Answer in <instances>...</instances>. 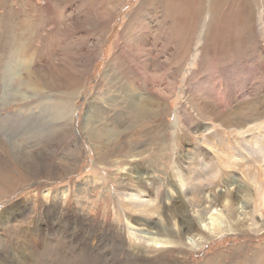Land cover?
I'll use <instances>...</instances> for the list:
<instances>
[{"label": "rangeland", "instance_id": "1", "mask_svg": "<svg viewBox=\"0 0 264 264\" xmlns=\"http://www.w3.org/2000/svg\"><path fill=\"white\" fill-rule=\"evenodd\" d=\"M125 96L131 109L139 100L152 102L138 127L124 118ZM91 103L101 109L97 131L113 129L117 138L103 157L80 127ZM120 127L126 137L115 133ZM230 129L241 133L240 141ZM263 131L264 0H0V264H264V219L253 211L263 191ZM130 150L143 152L138 162L154 182L165 187L176 163L191 169L196 192L210 198L224 192L230 175L259 176L258 190L251 191L257 200L245 208L258 224L245 220L240 231L159 248L146 242L151 251L137 254L117 194L125 177L113 166L128 167ZM222 151L239 158L222 165ZM29 152L44 164L31 166ZM205 162L206 173L197 169ZM61 189L67 211L58 209ZM173 196H167L168 212L179 223L181 209L172 205L181 202ZM51 206L62 225L57 229L54 220L45 252L25 256V236L40 229L45 236L37 239L44 240V228L52 226ZM211 208L205 205L204 217ZM219 214H213L215 225L226 229L230 219Z\"/></svg>", "mask_w": 264, "mask_h": 264}, {"label": "bare ground", "instance_id": "2", "mask_svg": "<svg viewBox=\"0 0 264 264\" xmlns=\"http://www.w3.org/2000/svg\"><path fill=\"white\" fill-rule=\"evenodd\" d=\"M110 69H112V71H111L112 73H115V71H116L115 67L112 66ZM100 82L102 83V81H99V84H100ZM123 89H121V90H123ZM125 89L127 91L128 90L132 91L130 89V87H126ZM130 96H131V98H133L132 101H134L136 99V98L132 97L131 94H130ZM112 100H114V99H112ZM129 100H131V99H129ZM129 100L127 99V97L125 99L123 98V100H122V104L124 106H126L125 109L128 108V106H127L128 103H126V102H128ZM151 103L152 102H146V101L142 103L139 100L138 102H136L135 109H131V107L128 108L129 111L125 112L124 118L127 117L131 121L132 127H138L136 125V121H137V123L144 121V115L147 116V114H149V111L151 109V107H150ZM116 107H118V105H116L115 108ZM64 109H66V108L64 107ZM100 110L101 109L98 110V107L95 106V104H92L91 109H89L87 111V115H86L85 119H83L80 123V127L83 128V130L85 131V134L87 135V139L90 143L91 149L97 157H103V155L106 152V149L112 147L116 143V140H117L115 135L112 134L113 129H108L107 127H105V128H107L105 130L108 131L107 132L108 135L107 134L103 135V134L99 133V131H97V129H99V127H96L94 124H95V122H97V120H96V117L98 116L97 112ZM89 111H90V113H89ZM65 114L66 113H64V116H65ZM114 116L116 117V115H114ZM118 116L119 117H116L115 122L117 124L116 126L119 128V126L120 125L122 126V124H123V118L120 117V112H119ZM154 116H155V114H154ZM87 117L90 118V125L92 126L93 129L92 128H90V129L86 128L85 124L88 123V119H86ZM228 124L236 125L235 121H232ZM104 126H106V125L104 124ZM139 127H142V126L139 125ZM120 128L121 129H118L115 133L120 137H126L127 129H124L122 127H120ZM256 128H254V129L252 128L249 130L255 131ZM259 129H261V128L260 127L257 128V131ZM262 129H263V127H262ZM141 130H142V128H141ZM230 130H231L230 133L234 136L236 141H240L238 135L241 133L237 132L236 129H230ZM257 135H258V132H257ZM206 138H207V140L204 141L205 139L202 137L201 141L204 145L206 144L205 146H207L208 149H210V147H209L210 141H209L208 137H206ZM260 138L262 139V145L261 146L264 148V133L260 136ZM243 148H241V149H243ZM211 150L215 154H217L218 152L221 151V150H219V148H217L215 141L211 143ZM201 152H203V151H201ZM18 153H19L18 155L21 156V152H18ZM209 153L210 152H208V157L210 160H212L213 158L212 159L210 158ZM198 154H200V153H198ZM222 154L225 156L223 161L221 159L222 165L229 164V161L231 159L236 160V158H239V157H236V154H234V153L222 151ZM238 154H239V156H243V155H240L241 153H238ZM124 155L126 156V158L127 157H130V158L133 157L134 158L129 163L128 167H126V166L120 167V164H118L117 162H113V166L116 165L115 169L119 170L125 177V181L124 182L121 181L120 182L121 184L117 187V194L122 198V202H123V205L125 207V210L127 209L126 210L127 216H126V222H125L126 224L125 225L128 229L132 230L131 236H135V239L131 237L132 242L130 241L131 238H129V241H128L130 243L129 247L131 249H134L137 254L143 253V252L145 253V251H148V249H150L149 251H151L152 248L149 246H146L145 245L146 242H153L155 244L154 248L155 247L159 248V247H164L163 245L175 244L176 242L184 243L185 238L191 239L192 241L195 242V240H193V239H195V237L198 235L201 236V238H203L206 235H209L211 233L212 234H215V233L219 234L223 231H228L230 229L240 231L244 227V225L247 221H251V223H249V224H251L252 226H255V224L256 225L258 224V223H255L253 221L255 219L252 215L253 212L252 213L246 212L245 208L248 204H250V201L254 200V202H255L257 200V199H255V197H252L251 191L256 192L258 190L257 187L259 185H257V184H258V181L260 179L259 180H257V179L260 178L259 176L252 174L250 172H246L244 174L242 173L243 175L241 174V177H238L237 175H230V176L228 175L229 177L224 181V184H223V187H225V186L227 187L224 190V192L221 193L220 195L214 194V195H212V198H210V196L209 197L201 196V195H203V193H201V192H196L197 189H195L192 185V183H194V180L196 177L195 178L192 177L191 169L189 170L188 173H186V171L184 172L181 169H178V165L176 163H174L175 165L172 166L170 174L168 175V177L166 176L167 177L165 180L166 186L164 187V186L159 185L160 182H158V181L154 182L153 176L144 172L147 168H144L145 166L142 165L141 162H138L141 159V156L143 155V152L141 150H139V151H131L130 150V151L125 152ZM220 155H221V153H220ZM251 155L253 156V153H251ZM137 156L139 158H138V160H135V159H137V158H135ZM256 156H258V155H256ZM127 160H128V158H127ZM194 162L195 161H193L192 159H188L189 165H193ZM196 162L194 164H196ZM28 163L31 166H35L36 164H44V160L41 157H37V156H35V158H34L33 153L29 152ZM199 165H200V163L196 164V166H199ZM206 166L208 167L207 162L202 164L201 168L198 167L197 169L205 172L207 170L205 168ZM218 167H220V166H218ZM259 169H260V172H263V177H264V171L262 170V168H259ZM262 181H264V179H262ZM117 182H119V181H117ZM161 183H163V182H161ZM172 187H177V188L172 189ZM260 187L263 188V191H264V183H261ZM131 191H134V192L132 193ZM263 191H261V196L258 195L260 200L258 202L256 201V206L254 205V207H256V208L253 209V211L256 213L255 216L258 217L259 219L260 218L264 219V192ZM44 192L46 193L45 197H47V192L46 191H44ZM56 192L58 193V196H56V198L58 201L57 205H58L59 211H61V210L67 211L66 210L67 208L64 207L65 202H66L65 199L67 196V190L61 189V190L56 191ZM59 193H60V196H59ZM199 193H200V195H199ZM173 195H175V196H173ZM167 196L170 197L171 199H172V196L175 197L176 200H179V204L181 202L179 207L175 206L174 204L172 205V208L181 209L178 213H176V215L180 216V222L178 221L179 223H177L174 220L175 215H172V213L169 214V212H171L170 211L171 209L169 207L170 204L168 203ZM52 197L55 198V195ZM59 200H61V201H59ZM181 200H183L184 202H182ZM216 203L222 205V208L218 209L215 206V205H217ZM206 204H208V205L213 204V206H214V208H211V210H212L211 213L207 212L209 214L208 217H204V213H203V208L205 207ZM258 206L262 207V208L261 209L257 208ZM47 209H48V207H47ZM172 210H175V209H172ZM213 210H214V212H213ZM215 211L217 214H219V211L220 212L225 211L226 215L230 219L229 220L230 221L229 227H227L225 229L224 226L222 227L220 225L219 226L215 225L217 222V221L215 222L216 218L213 215L215 213ZM46 212L48 213V222H50L52 224V226H50V224H47L48 227L44 228L45 233H46V237L44 240L42 238H40L43 240L42 242H40V239H37V237L38 236L44 237L45 235L44 236L42 235L43 231L40 230L39 228H38L39 230H37V231L32 230L30 233H28L25 236L26 244L29 246L28 251L24 250V248L21 249L22 254H25V256H26V254H28V255L30 254L32 256L33 255L40 256V254L42 252H45V249H42L41 246H42L43 242L49 244L48 243L49 236L51 237V235H53V232H54L53 222H55V221L57 222V224H58L57 229L60 228V224L62 225L63 221L60 217L61 215L59 216L58 213H55L52 206H51V210H46ZM55 214L57 215V219H56ZM246 215L248 217H246ZM50 217L52 219H50ZM171 219H173L172 224H170ZM175 219H177V218L175 217ZM245 220H247V221L244 223ZM231 221H233V222H231ZM182 223H184V225H185L184 228L181 227ZM194 226L197 227L196 230L192 229ZM61 230L63 231V229H61ZM245 230H247V229H245ZM186 231L188 233L185 235L184 233ZM128 237H130V235ZM157 237H159V238H157ZM50 244H51V242H50ZM88 244H89V242H88ZM90 246H91V244H90ZM47 248H48V245H47ZM46 250H48V249H46ZM48 254H50V253H47V255ZM52 255L53 254H50L51 257H52ZM13 256L15 257L14 254H13ZM50 256H48V257H50ZM34 257H36V256H34ZM34 257H33V259H34ZM259 257H262V256L260 255ZM9 258H11V257H9ZM18 260H20V259H18ZM23 260H25V259H23ZM24 262H26V260ZM16 263H18V262H16ZM34 263H36V262H34ZM34 263H32V264H34Z\"/></svg>", "mask_w": 264, "mask_h": 264}]
</instances>
